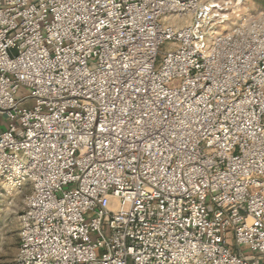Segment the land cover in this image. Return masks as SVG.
<instances>
[{"label":"built area","instance_id":"1","mask_svg":"<svg viewBox=\"0 0 264 264\" xmlns=\"http://www.w3.org/2000/svg\"><path fill=\"white\" fill-rule=\"evenodd\" d=\"M246 1L0 0V182L30 188L17 264H264Z\"/></svg>","mask_w":264,"mask_h":264},{"label":"rangeland","instance_id":"2","mask_svg":"<svg viewBox=\"0 0 264 264\" xmlns=\"http://www.w3.org/2000/svg\"><path fill=\"white\" fill-rule=\"evenodd\" d=\"M264 12V0H247L241 7V17ZM228 29L225 28L224 30ZM166 42L162 49L168 50ZM22 93L27 91L23 88ZM1 113V112H0ZM30 188L10 189L0 182V264H17L20 247V217L25 210Z\"/></svg>","mask_w":264,"mask_h":264},{"label":"crops","instance_id":"3","mask_svg":"<svg viewBox=\"0 0 264 264\" xmlns=\"http://www.w3.org/2000/svg\"><path fill=\"white\" fill-rule=\"evenodd\" d=\"M6 128L4 116L0 113V132Z\"/></svg>","mask_w":264,"mask_h":264}]
</instances>
